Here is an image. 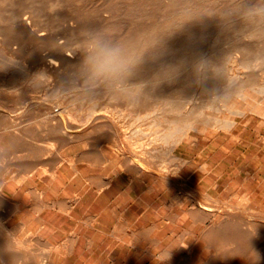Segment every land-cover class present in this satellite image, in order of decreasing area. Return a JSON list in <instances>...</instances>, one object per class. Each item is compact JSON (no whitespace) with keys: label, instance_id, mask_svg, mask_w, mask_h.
Wrapping results in <instances>:
<instances>
[{"label":"rangeland","instance_id":"rangeland-1","mask_svg":"<svg viewBox=\"0 0 264 264\" xmlns=\"http://www.w3.org/2000/svg\"><path fill=\"white\" fill-rule=\"evenodd\" d=\"M99 1L102 2L100 3ZM107 1L70 0L66 5H69V9L65 6L62 9L64 12H61L66 14L75 11L80 17L86 14L87 16L90 15L91 20L97 25H101V18L98 17L99 13L109 17L111 27L108 32L111 31V33L108 34L104 46L110 48L116 45L128 31L127 28L124 32L118 33L117 26L114 25L127 12L126 9L120 10L117 7L126 8V5L129 6L128 2L131 0ZM212 1H206L207 3L209 2L208 5L211 8L213 3L210 4V2ZM228 1L233 10L234 21H232V28L227 33L224 41L211 45L217 36L216 32L211 30L204 32L203 37H199L196 44L198 50L196 52L199 55L194 61L198 63L201 60L213 57L216 61L214 70L217 72V81L214 80L213 86L205 91L195 93L192 97H189L190 99L187 97L186 99H174L172 101L174 104L172 113L178 119L180 117L178 121L186 118L192 119L193 123L190 125L191 127L188 126L185 128L186 130L184 129L185 132L183 130L179 134L175 127V131L173 128L168 129L169 135L167 137L163 135V125H159L161 110L150 105L148 101L134 102L128 97L115 99L111 96L109 87L106 86L96 90L90 82L79 78H71L68 74L62 75L59 70L57 72L59 77L57 75L44 74L41 65L28 63L21 59L18 54L9 51L5 43L0 42V55L2 57L7 55V58H0L1 60L3 59L0 61V67L2 68L0 69V90L8 95L6 99L0 100V110L10 115L11 118L17 116L20 111H28V114H32L34 111L32 115L35 118L33 117L30 120L32 124L35 123V119L39 120V118H47L54 121L53 116L50 114L52 110L55 112L60 111L61 115L57 116V120L59 118L62 120V128L57 129V179L54 182L49 183L46 177L40 178L39 171H36L27 180V183L18 185L11 179L12 173H16L19 176L25 175L26 170H20V167L15 164L5 173L7 178L5 190L20 205V211L8 219L7 226L13 233L15 232V236L23 243L18 246L13 244L14 247L18 248L21 257L27 258L26 260L32 264H44L47 259H52L57 264H256L258 261L264 262V258H244L242 256L223 258L222 256V253L231 247L232 244L235 245L243 240L244 242H249L248 239L242 238V236H236L230 232L224 233V231H230V228L240 225L246 230L259 234L263 232L264 234V92H262L264 91V0ZM240 1L241 3H239ZM115 2L120 3L116 4ZM156 2L154 10L162 16L161 19H170L178 11L177 9L186 7L192 1L156 0ZM113 6L115 9H113ZM161 9L162 11H160ZM107 10L110 11L108 12ZM16 11H20L22 16L27 14L25 8L15 7L10 0H0V23L4 25L10 24L15 18ZM91 11H95V13H91ZM168 14L170 15L168 16ZM116 15H119V19ZM64 19L57 20V42L79 44L81 50L86 52L88 43H86L84 31L81 32L80 40L77 38L70 40L71 35L63 29L64 25L68 24L70 20L66 21V18ZM113 26L115 27L112 28ZM108 43L110 44L108 45ZM246 45L250 46V49L243 51L241 47ZM206 47L209 48L208 52L203 51ZM229 56L242 57V60L237 63H231ZM4 60L7 63H4ZM9 60H12V63ZM3 63L4 66H2ZM19 63L22 64L21 67ZM23 65H25L28 72L23 70ZM241 71H245V73L243 74ZM247 71L251 72L248 73ZM234 79H237V81H234ZM261 80L263 82H260ZM242 81L247 82V84L243 89L239 90L240 84L238 82L241 83ZM254 85L256 86L252 87ZM33 89H38L41 92L39 98L31 99L28 97L29 92ZM52 89H55V93ZM229 90H231V93ZM62 98L64 99L61 101ZM40 99L43 100L41 101ZM31 105L33 109L29 110L28 108H32ZM63 105H68L65 112L60 110ZM220 105L221 107H219ZM234 107L236 109H233ZM94 108L97 111H92ZM186 109L188 110L186 111ZM241 110L242 112H240ZM54 111H52V114L55 113ZM44 114L48 115V117ZM136 114L137 116H135ZM107 115L109 117H103ZM155 115H158V117L156 116L157 119ZM201 116L203 118H200ZM101 120H107L108 125H99L98 121ZM123 120L126 121L123 122ZM72 121L74 124L71 123ZM230 122L233 123L231 126L229 125ZM149 125H152L150 129ZM128 127L130 128L128 129ZM133 127H137L135 128L136 130ZM196 127L199 128L197 129ZM138 129L142 131H138ZM29 134L31 133L11 134L9 137L5 135L6 137L4 136V138L3 135H0L1 154H5V158L7 159L8 157V160L11 161L25 158L21 157V155L27 151L26 148L36 142L41 144V141L35 138L36 136L34 137L32 134L30 136ZM69 134H72V137ZM37 137L40 138V136ZM149 137L153 138L150 139ZM158 138L160 139L159 142H157ZM164 139L166 140L162 143ZM138 141H142V144ZM151 146L155 147V150L151 149ZM10 154L11 156H9ZM178 160L181 162H178ZM137 167L140 169L138 170ZM60 171L63 176H61ZM163 178H165L166 182ZM111 179L117 180L115 186L122 190L121 195L124 199H135L139 206L136 211L119 208L117 215L121 216L120 213H124L130 223L126 226L127 228L124 225H116L112 231L113 221L111 218V221H108L109 218L105 215L99 217L94 228H90L86 222H88L89 217L94 218L96 216L98 209L89 208L86 210V205L95 196V192L86 188L96 184L100 186V182L106 183ZM28 187H38L44 190V199L48 202H52L57 198V209L45 208L40 213L31 210L28 204L32 202L33 196L28 192ZM51 188H55L56 192H53ZM199 192L202 194L199 195ZM203 193L206 194L204 195ZM73 196H77V200H79L70 217L61 211L67 209L65 201ZM109 197L108 193L102 194L104 201L108 200ZM237 217L241 219L238 220ZM20 222H23V224L19 228L17 227L18 229L13 228ZM104 227H107V229L103 230ZM258 227L262 228L259 229ZM35 235L40 238H34ZM31 237L34 240L30 239ZM45 239L48 240V244ZM250 240L252 241V239ZM49 244L54 247L50 253ZM167 253L168 258L164 260ZM48 254L50 258H47ZM14 258L16 257L11 256L10 259H4V256L0 255V264H3L1 262L6 263V261L9 264H12V262L13 264H20L25 260V258H17V260Z\"/></svg>","mask_w":264,"mask_h":264},{"label":"bare ground","instance_id":"bare-ground-1","mask_svg":"<svg viewBox=\"0 0 264 264\" xmlns=\"http://www.w3.org/2000/svg\"><path fill=\"white\" fill-rule=\"evenodd\" d=\"M10 1L14 4L15 7L17 6L19 8H21V7L25 8L27 14H24L22 16V13L20 11H16L15 15H14L15 18L13 19V21L10 24H5L4 25V24L0 23V42L5 43L8 46V48H9L8 50L9 51H11L12 53L18 54V56H20L21 59L27 61L30 64L41 65L44 74L47 73L49 75H57V72L59 70V73L62 74V75L63 74L64 75L68 74L71 78H77V79L79 78L81 80H86L87 82H90V84L93 85L96 88V90L97 89L99 90V89H101L103 87H106V86L109 87L111 96L113 98H115V99H119V98H122V97H125V98L128 97L134 102L148 101L150 103V105H152L153 107L161 110V114L159 116V125H163V128H164L163 129V135L165 137H167L169 135L168 129L173 128V130H174V127H175V128H177L175 130H178V134H179V132H182L185 128H187L188 126H190L193 123L192 119H186V118L183 119V120L181 119V121H178L180 119V117L178 119L172 113V110H173V107H174V104H173L172 101H174V99L182 100V99H186L187 97L188 98L192 97L195 93L205 91V90L209 89L211 86H213L214 85V80L217 81L216 80L217 79V72L214 70V67L216 66V61L214 60L213 57L206 58L204 60H201L198 63H196L194 61L199 55L197 53L198 50L196 48V44L198 43V38L199 37H203L202 35H203L204 32H209L211 30H214L216 32L217 36L215 38V41H213V43H211V45H214L215 43L220 42V41H224V39L226 38L227 33L232 28V21H234V18L232 16L233 15V10H232L231 4L229 3L228 0H213V1L211 0L212 2H210V4L211 3L214 4V6L212 4V8L208 5L209 2L208 3L206 2L208 0H191L192 2H189V4H187L186 7H184V8H186L185 10H183L184 8H182V7L177 9L178 11H176V13L172 17L170 16L171 17L170 19H161L162 16L159 15V13L154 10V7H156V3L157 2H161V1H157L156 2V0H140V1L131 0L130 2H128L129 6L126 5V8H124V7L121 8L119 6L117 7L120 10L126 9L127 12H125V14L120 17V19H119V15L121 13L118 16L116 15V17H118L119 20L116 21V22L114 21L115 22L114 25L117 26L116 29H117L118 33H122V32L125 31V29L127 30V28H128V31H126V34L124 35V37L120 41H118V43L116 45L110 47V48L116 49L118 51V56H117L116 61H115L116 70H114V71H111V70L101 71V70H98L97 67H96V59L95 58H96L97 52L99 51L100 47L104 46L106 44V41H107L106 39H107L108 34L111 33V31L108 32L110 30L109 28L111 27V24H110L111 20L109 19V17H105L104 15L99 13L98 17L101 18V20H100L101 21V25L100 24L97 25V23H94L91 20L90 15L87 16V14L85 16H82V17L78 16V14L75 11L73 13L63 14L61 11H63L62 9L70 2V0H10ZM174 1L175 0H173V2ZM78 2H80V1H78ZM110 3H112V2H110ZM119 3L120 2H118L116 4H119ZM176 3H178V1H176ZM239 3H241V1ZM103 4H104V2H103ZM162 5H163V3H162ZM68 6H66V7L68 8ZM103 6H105V5H103ZM107 8H108V4H107ZM128 8H129V10H128ZM103 9H105V8H103ZM113 9H115V7ZM213 9H214V11H213ZM160 11H162V9ZM92 12L93 11H91V13ZM165 12H166V10H165ZM84 13H86V12H84ZM93 13H95V11ZM62 15H65V16H62ZM169 15L170 14H168V16ZM64 18H66V21L68 19L70 20V22H68V24H65V25L63 24L64 25V28H63L64 31L65 32H69V34L71 35L70 36V40L73 39V38L74 39L77 38V39L80 40L81 32L84 31L85 37H86V41H87L86 43H88V49L86 50V52H83L81 50L79 44L73 45L72 42L71 43L70 42H65V43L64 42L63 43L57 42V39H58L57 38V35H58V33H57V20L58 19L59 20L60 19H64ZM93 20H94V18H93ZM106 23H107V26H106ZM115 26H113L112 28H114ZM58 32H60V31H58ZM114 35H116V34H114ZM111 39H112V37H111ZM108 41H110V40H108ZM76 43H78V42H76ZM109 44L110 43H108V45ZM241 48L243 49V51L244 50L248 51L250 49V46L248 47L246 45V46H242ZM208 50H209V48L206 47L203 51L204 52L205 51L208 52ZM3 57L0 55V58H3ZM5 57L7 58V55ZM2 60L0 59V61H2ZM5 60H7V59H5ZM5 60H4V63L6 62ZM230 60H231V63H237V62H239V60L240 61L242 60V57L234 56V57H230ZM15 61H17V60H15ZM9 62L12 63V60L11 61L9 60ZM4 63H3L2 66H4ZM228 63H229V61H228ZM15 64H16V62H15ZM21 65L22 64H20V67H21ZM234 65H236V64H234ZM255 67H258V66H255ZM15 68L18 69L17 67H15ZM22 68H23V70L27 71L25 65H23ZM241 68H242V66H241ZM245 68H246V66H245ZM0 69H2V68L0 67ZM246 70H248V69H246ZM250 72H248V73H250ZM221 73H223V72H221ZM242 73L244 74L245 71L242 72ZM22 74H24V73H22ZM233 74H235V73H233ZM70 77H68V78H70ZM227 77H228V75H227ZM11 78H13V77H11ZM14 79H15V76H14ZM235 80L237 81V79H234V81ZM12 81H13V79H12ZM260 82H263V81L261 80ZM238 84H240L239 85V90H240V89H243L245 87L247 82L242 81L241 83L238 82ZM81 85H82V82H81ZM255 86L256 85H254L252 87H255ZM227 87H228V83H227ZM257 87H258V85H257ZM234 89H236V88H234ZM52 90L54 91L55 89H52ZM230 91L231 90H229V92ZM262 92H264V91H262ZM40 93L41 92H39L38 89H33V90H31L29 92L28 97L31 98V99L39 98L40 97ZM54 93H55V91H54ZM248 93H250V92H248ZM227 94H226V96H227ZM44 96L46 98L45 94H44ZM214 96H216V95H214ZM7 97H8V95L4 91L0 90V100H4ZM63 97H65V96L63 95ZM243 97H245V96H243ZM52 98H54V97H52ZM91 98H92V96H91ZM63 99L64 98H62L61 101ZM40 100L42 101L43 99H40ZM93 101H94V99H93ZM124 102H126V101H124ZM56 104H57V102H56ZM228 104L230 105V103H228ZM22 105H23V103H22ZM224 105H226V104H224ZM69 106H70V104H69ZM194 106H196V105H194ZM231 106H232V104H231ZM24 107H25V105H24ZM31 107H32V105H31ZM38 107H39V105H38ZM219 107H221V105ZM34 108H36V107H34ZM67 108H68V105H63V106L60 107V110H63L65 112L67 110ZM28 109L29 110L33 109V107L32 108H28ZM195 109H196V107H195ZM233 109H236V108L234 107ZM6 110H8V109H6ZM95 110L96 109L94 108L92 111H95ZM187 110L188 109H186V111ZM198 110H200V109H198ZM52 111H54V110H52ZM52 111H51L50 114L53 116L52 118L54 119V121H51V119H47V118H43V119L39 118V120L35 119V121H34L35 123L32 124V123H30V120L33 117L35 118V116L32 115L34 111L32 112V114H30V113L28 114V111H20V112L18 111L19 114L17 116H15V117L11 118L10 115H8L5 112H2L0 110V135H3V138H4L5 135L9 137L11 134L16 135V134H19V133L28 132V133H31L32 135H34V137L36 136L35 138L37 140L41 141L40 142L41 144H39L37 142L34 143V140H33L34 144L32 146H30L29 148H26L27 151L25 153L21 152V153H23V155H21V157H25V158L19 159L18 161L8 160V157L6 159L5 158V154H3L4 155L3 156L1 154V152H0V175H1L0 176V255H3L4 259L5 258H9L10 259L11 256L16 257V258H14L16 260H17V258H25V257H21L20 256L21 254L19 253L18 248L13 246V244H15V246H18L20 244L22 245L23 244L22 241L19 240L15 236V234H14L15 232L13 233V231H11L8 228V226H7L8 219L10 217H12L14 214H16L17 212L20 211V205H19V202L5 190V183L7 182V178L5 177V173L8 172L9 168L12 165H14V164L18 165L20 167V170H23V171L26 170V174L25 175H20L19 176L16 173H14V174L12 173L11 179L14 181V183H16L18 185H22V184L27 183V180H29L30 177H32L33 174L36 171H39V177L40 178L46 177V179H47V181L49 183L54 182L57 179V129H61L62 128V120L60 118L57 120V116L59 117L61 115L60 111H57V112L54 111L55 112L54 114H52L53 113ZM135 111H136V109H135ZM193 112H195V111H193ZM240 112H242V110ZM243 112H244V110H243ZM198 113H199V111H198ZM69 114H71V113H69ZM44 115H46V114H44ZM103 115H104V113H103ZM192 115H194V114H192ZM46 116L48 117V115H46ZM135 116H137V114ZM156 116L158 117V115H155V117ZM202 116L200 118H203ZM49 117L51 118V116H49ZM69 117H71V115H69ZM100 117H102V116H100ZM103 117L105 118V117H109V116L107 115V116H103ZM132 117H134V116H132ZM157 117H156V119H157ZM63 118H64V116H63ZM223 118L225 119V117H223ZM121 119H123V118H121ZM134 119L136 120V118H134ZM147 119H148V117H147ZM111 120H112V118H111ZM208 120H210V119H208ZM63 121H65V120L63 119ZM88 121H90V120H88ZM125 121L123 120V122H125ZM148 121H150V120H148ZM151 121H152V119H151ZM229 121H231V120H229ZM71 123L74 124L73 121ZM120 123H121V121H120ZM98 124L99 125H108V122H107V120H101V121H98ZM117 124H119V123H117ZM210 124H212V123H210ZM232 124L233 123L230 122L229 125L231 126ZM65 125L67 126V124H65ZM115 126H116V124H115ZM135 126H137V125H135ZM151 126L149 125V129H150ZM129 128L130 127H128V129ZM135 128H137V127H135ZM134 129H133V131H134ZM141 129H142V127H141ZM145 129H146V127H145ZM201 129H200V131H201ZM123 130H124V128H123ZM185 130H184V132H185ZM138 131H142V130L138 129ZM107 132H109V131H107ZM107 132H104V133H107ZM66 133H68V132H66ZM31 134H29V135L31 136ZM138 134H136V135H138ZM174 134H176V133H174ZM181 134L184 135L183 133H181ZM69 135H67V136H69ZM83 135H85V134H83ZM160 135H162V134H160ZM37 136H40V138H38ZM174 136H176V135H174ZM180 136H179V138H180ZM11 137H10V139H11ZM78 138H77V141H78ZM151 138H153V137H151ZM160 138H161V136H160ZM122 139H124V138H122ZM16 140L18 141V139H16ZM101 140H102V138H101ZM159 140L160 139L158 138V141L157 140L156 141L159 142ZM165 140L166 139H164V141H162V143H164ZM28 141H29V139H28ZM149 141H151V140H149ZM152 141H153V139H152ZM175 141H178V140H175ZM30 142H31V140H30ZM133 142H136V141H133ZM141 142H139V143H141ZM8 143H9V141H8ZM133 145H135V144H133ZM170 145H172V144H170ZM9 146H10V144H9ZM136 146H137V144H136ZM145 147H147V146H145ZM152 148L153 147L151 146V149ZM22 150H24V149H22ZM14 151H15V149H14ZM152 153H154V151H152ZM146 154H147V152H146ZM9 156H11V154ZM19 156H20V154H19ZM11 159H12V157H11ZM178 159H179V157H178ZM178 162H181V161L178 160ZM59 164H60V162H59ZM139 169L140 168H138V170ZM77 170H78V168H77ZM171 171H173V170H171ZM79 172H80V170H79ZM79 172H77V173H79ZM168 174H170V173H168ZM163 180L165 181V178H163ZM180 180H181V178H180ZM176 181H177V179H176ZM185 182L187 183V181H185ZM106 183L100 182V185L101 186L103 185V187H104V184H106ZM51 189H52L53 192H56L55 188H51ZM28 192L33 196V200L31 198L32 202L30 204H28V205L31 208V210L35 211L36 213H40L45 208H50V209H53V210L57 209V198L54 201H52V202L46 201L44 199V192H45L44 190H41L38 187H28ZM75 194H76V192H75ZM198 194L200 195L202 193L199 192ZM56 196H57V194H56ZM209 196H211V195H209ZM206 197H208V196H206ZM242 197L244 198V196H242ZM75 200H77V196H73L69 200L65 201V206H66L67 209H65L64 211L67 214H71L70 213V210L72 209L71 206H72V204H74ZM197 203H198V201H197ZM205 204H203V205L205 206ZM211 204H213V203H211ZM241 204H243V203H241ZM208 207H210V206H208ZM248 207H249V204H248ZM206 209H208V208H206ZM215 209H213V210H215ZM194 210H193V212H194ZM115 211H116V209H115ZM195 213H196V211H195ZM236 215H237V213H236ZM117 218H118L117 219V225H119V226L120 225H122V226L124 225L126 227V223L124 221V218H122L121 216H118ZM210 218H211V216H210ZM220 219H222V218H220ZM240 219L238 218V220H240ZM251 221H254V220H251ZM94 222H95V219L89 217L88 218V222H86V223L89 226H93ZM249 223H250V221H249ZM256 223H257V221H256ZM21 224H23V222L18 223L13 228H17V227L19 228L21 226ZM204 225H205V223H204ZM261 228H259V229H261ZM119 229H121V228H119ZM203 229H204V226H203ZM228 232H230L231 234L236 235V236H242V238L248 239L249 242H244V240H243L242 242H238L235 245H233L231 243L232 246L229 247L228 249H226L222 253L223 258H234L235 256H238V257L242 256L244 258H246V257H248V258H260V259L264 258V234H263V232H262V234H259L257 232H253L251 230L249 231L248 229L246 230V228L245 229L242 228L240 225L230 228V231H228V230L224 231V233H228ZM116 233H117V231H116ZM34 238L39 239L40 237L35 235ZM30 239H32V237ZM250 239H252V241ZM32 240H34V239H32ZM45 241H46L47 244L49 243L47 239H45ZM205 242H206V240H205ZM129 243H131V242H129ZM27 244H30V243H27ZM38 244H39V241H38ZM47 244H45V245H47ZM24 245H25V243H24ZM45 247H48V246H45ZM53 249H54V247L52 245H50L49 253ZM45 256H46V253H45ZM28 257H30V256H28ZM33 258H34V256H33ZM47 258H50L49 254L47 255ZM26 259L27 258H25V260H23V261L20 259L22 261L20 264H32L31 262H28ZM12 261H8V262H12ZM1 263L9 264V263H7V261H6V263L5 262H1ZM12 264H13V262H12ZM44 264H57V263L54 260H52V259H47L46 261H44ZM256 264H264V262L258 261Z\"/></svg>","mask_w":264,"mask_h":264},{"label":"crops","instance_id":"crops-1","mask_svg":"<svg viewBox=\"0 0 264 264\" xmlns=\"http://www.w3.org/2000/svg\"><path fill=\"white\" fill-rule=\"evenodd\" d=\"M60 173H61V171H60ZM61 175L63 176V173H61ZM109 182L104 184V187H103V185L98 186V184H96V185H90L89 188H86L88 190L95 192V196L92 199V201L88 205H86V208H87L86 210H88L89 208H93V209L97 208L98 209L96 216L93 218V219H95L94 225L90 226L91 228L95 227V223H97L100 216L105 215L106 217L109 218L108 221H111V219H112V221H113L112 224L114 225V226H112V230H114L116 225H117V219H118L117 214L119 213V208L122 207L125 210L131 209V210L136 211L138 206H139V204L136 202L135 199H126V198L124 199V197L121 195L122 190L118 189L117 186H115V184L117 183L116 179H114V180L111 179ZM103 193H108L110 195L108 200H106V201L103 200V198H102ZM78 200H75L74 204H72V206H71L72 209L70 208L71 214H72V210L74 209ZM114 208L116 209V211ZM61 212L65 213L66 215H68L70 217L72 216L71 214H67L65 211H61ZM120 214H121V217L124 218L126 226H128V224H130V223L127 220V218L124 216V213H120ZM105 229H107V227H104L103 230H105ZM101 232L106 233L104 231H101Z\"/></svg>","mask_w":264,"mask_h":264},{"label":"clouds","instance_id":"clouds-1","mask_svg":"<svg viewBox=\"0 0 264 264\" xmlns=\"http://www.w3.org/2000/svg\"><path fill=\"white\" fill-rule=\"evenodd\" d=\"M118 51L116 49L109 48L107 46H101L96 55V67L98 70H116V58ZM168 258V253L165 255V259Z\"/></svg>","mask_w":264,"mask_h":264}]
</instances>
